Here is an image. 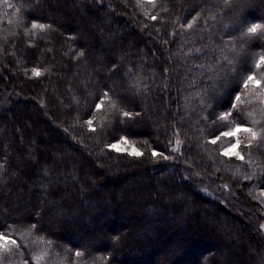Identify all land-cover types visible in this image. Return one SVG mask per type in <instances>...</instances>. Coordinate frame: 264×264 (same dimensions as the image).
<instances>
[{
  "label": "trees",
  "instance_id": "1",
  "mask_svg": "<svg viewBox=\"0 0 264 264\" xmlns=\"http://www.w3.org/2000/svg\"><path fill=\"white\" fill-rule=\"evenodd\" d=\"M253 22L264 0H0V232L20 244L10 264H36L40 237L48 264L56 253L64 264H264V149L240 133L245 160L224 156L218 119L264 128V103L241 85L264 54V39L242 34ZM223 56L235 71L196 67Z\"/></svg>",
  "mask_w": 264,
  "mask_h": 264
},
{
  "label": "snow or ice",
  "instance_id": "2",
  "mask_svg": "<svg viewBox=\"0 0 264 264\" xmlns=\"http://www.w3.org/2000/svg\"><path fill=\"white\" fill-rule=\"evenodd\" d=\"M224 2L230 5L233 2V0H224ZM5 3H7V0H5ZM147 3L155 6L156 0H147ZM17 11H19V9H17ZM151 19L156 20L157 17L153 15L151 16ZM194 23H195V19L191 23H187L186 27L188 29H192ZM49 27L50 25H45L40 23L31 24V29H39L41 31H44ZM182 27H185V25H182ZM31 29L29 31H31ZM242 34L247 35L249 38L264 39V22L251 23L245 30H243ZM195 51L199 52L200 49H196ZM80 55L82 56L83 53H80ZM235 63H236L235 57L230 58L229 56H223L222 62H221V58L217 57L216 60L210 64L197 65L196 67L200 68L202 71L204 69H207L209 72L214 73L218 77L219 73L221 71H224V67H223L224 64L230 66L227 69V71H235ZM261 68H264V54H260L258 58L253 62L252 69L249 70V73L244 76V78L241 81V85L247 95L250 96L255 95L257 98L260 99L261 103H264V71H259ZM32 73L36 77L42 75L41 71L36 68L32 69ZM257 89L260 90L258 93L255 91ZM104 96L106 97V99L110 100L111 107L115 109L118 113H121L124 117H131L132 114L130 112L124 111L121 108H117L116 102L112 101L111 98L107 96V93H105ZM234 100L242 103L241 95L234 96ZM96 107L99 109L100 105H97ZM230 107L235 109L237 105L232 104L230 105ZM231 115L232 114L229 111V112H225L223 115H221L218 118L221 121H227L225 127L229 129L228 131L221 132L220 134L221 136L228 138L229 141V147L224 149L223 155L227 157H235L243 161L245 160V156L242 155L240 151H238V149H240L242 144L239 134L245 133L247 136V140L244 143V147L246 149L252 148L254 142L257 148L264 149V137H262V133H264V128L255 130L253 127H241L242 124L248 123L249 121H247V119H242L239 121H237L236 119H230ZM249 115H252V113L249 112ZM86 123L91 125L93 121L88 120L86 121ZM253 123H258V122L253 121ZM91 130L95 131L96 129L92 128ZM219 139L220 136H217L215 139L211 140L210 142L212 144H216ZM121 143H127V141H122ZM177 143H179V141H177ZM110 147L118 152L122 151L120 144H112L110 145ZM131 154L135 156L143 155V153L137 151L136 149H133ZM152 155H158V153L153 151ZM249 155L251 154L249 153ZM248 162L251 163V160H249ZM34 228L35 225L32 226V229ZM32 229L29 230L28 235H31ZM39 242L45 244L46 246L41 249L40 254L34 255L33 259L35 260L36 264H42V262L48 264L50 253L52 251V242L50 240L45 242L43 237L39 238ZM19 248H20V244L17 242L16 239H12L9 235L0 232V264H6V262L7 264H10L9 258L13 254V249H19ZM55 255L58 259L57 261H54L53 264H64V260H66L67 257L61 258L59 253H56ZM73 255L75 258L83 257V253L80 251H76ZM23 264H28V261L25 260ZM81 264H86V262L81 260Z\"/></svg>",
  "mask_w": 264,
  "mask_h": 264
},
{
  "label": "rangeland",
  "instance_id": "3",
  "mask_svg": "<svg viewBox=\"0 0 264 264\" xmlns=\"http://www.w3.org/2000/svg\"><path fill=\"white\" fill-rule=\"evenodd\" d=\"M177 141H179V143L176 144L175 148H176V150H180L181 149V151H182V146L183 145H182V143H181V141L179 139ZM120 146H121L122 150H125L126 148H128V147H126L123 144H120ZM130 149H131L130 152L132 153V150L135 149V148H130ZM262 229L264 231V222L262 223Z\"/></svg>",
  "mask_w": 264,
  "mask_h": 264
}]
</instances>
